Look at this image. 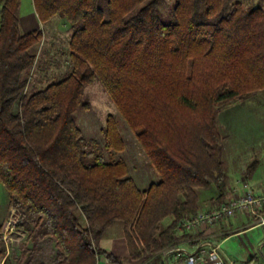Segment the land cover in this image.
<instances>
[{"label": "trees", "instance_id": "obj_1", "mask_svg": "<svg viewBox=\"0 0 264 264\" xmlns=\"http://www.w3.org/2000/svg\"><path fill=\"white\" fill-rule=\"evenodd\" d=\"M34 5L43 24L58 17L69 25L70 69L28 91L44 33L22 31V0H0V183L28 236L13 264H125L101 247L116 222L126 224L133 259L163 261L186 237L181 222L203 212L200 191L216 192L221 204L230 194L219 117L264 91V9L175 0L166 19L161 0ZM95 81L160 177L146 191L120 155L126 141L115 121L101 141L77 124ZM6 254L0 227V261Z\"/></svg>", "mask_w": 264, "mask_h": 264}, {"label": "rangeland", "instance_id": "obj_2", "mask_svg": "<svg viewBox=\"0 0 264 264\" xmlns=\"http://www.w3.org/2000/svg\"><path fill=\"white\" fill-rule=\"evenodd\" d=\"M234 1L242 2L245 9L255 7L264 9V0ZM174 6L175 0H161V12L166 19L171 18ZM32 12H34L33 0H22L20 17L28 16ZM40 27L44 33V39L37 50L36 67L28 76V91L33 87L44 88L51 82L62 79L70 69L69 41L72 31L69 25L64 26V23L57 24V21H49ZM85 99L90 103V108L77 113V124L84 136L101 141V133L112 119L126 141V150L120 155L131 168V176L137 186L146 191L153 183L159 182L160 177L157 171L140 148L134 132L124 121L100 81H95L85 88ZM219 130L224 146L223 160L227 167V186L231 193H235L243 182L256 180L264 184V91L225 108L219 117ZM255 161H258V167L248 179L249 167ZM216 197L217 194L214 191L201 190V210L211 212L228 205L229 195L222 204L216 201ZM16 211L14 208H9L7 193L0 183V227L2 240L7 250L5 260L0 261V264H13V252L28 239L27 234L18 229L21 217L20 215L17 217ZM82 221L85 223L83 217ZM171 222L172 218L167 219L164 227ZM125 225L123 222L113 224L102 237L101 247L117 257L128 259L125 264H163L162 259L151 258L152 256L139 260L130 256L131 250ZM23 234L26 235L25 238L22 237Z\"/></svg>", "mask_w": 264, "mask_h": 264}, {"label": "crops", "instance_id": "obj_3", "mask_svg": "<svg viewBox=\"0 0 264 264\" xmlns=\"http://www.w3.org/2000/svg\"><path fill=\"white\" fill-rule=\"evenodd\" d=\"M33 6L34 12L28 16L20 17L21 28L24 33L41 29L40 26L43 24L37 15L34 0ZM51 21L66 25L58 17ZM248 183L250 191L256 198H264V184L261 181L252 180ZM229 191L228 205L245 195L242 186L238 187L233 194L230 189ZM191 237L206 239L214 245L221 244L222 251L227 258L226 264H264V201L260 206L237 211L233 218L219 222L213 228L204 226L201 230L192 232ZM99 264L109 263L104 259L100 260Z\"/></svg>", "mask_w": 264, "mask_h": 264}, {"label": "built area", "instance_id": "obj_4", "mask_svg": "<svg viewBox=\"0 0 264 264\" xmlns=\"http://www.w3.org/2000/svg\"><path fill=\"white\" fill-rule=\"evenodd\" d=\"M1 25L2 17L0 13V27ZM241 185L245 191L243 197L235 199L230 205L221 209L212 212H200L197 216L181 222L178 229L186 237L184 240L182 239L184 242L180 241L175 246L169 247L161 253L165 264H226L227 258L222 251L221 244L214 245L206 239L191 237V234L196 230H201L204 226L213 228L217 223L233 218L239 210L260 206L264 198H256L250 191L248 182H243ZM16 212L18 213L17 217H19V212ZM22 237L25 238L26 235L23 234Z\"/></svg>", "mask_w": 264, "mask_h": 264}]
</instances>
